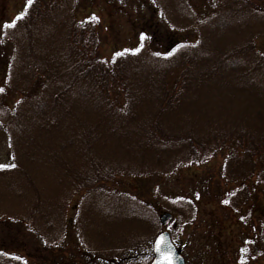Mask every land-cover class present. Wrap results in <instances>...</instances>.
<instances>
[{
	"label": "trees",
	"instance_id": "1",
	"mask_svg": "<svg viewBox=\"0 0 264 264\" xmlns=\"http://www.w3.org/2000/svg\"><path fill=\"white\" fill-rule=\"evenodd\" d=\"M202 1L184 26L194 32L190 42H184L178 29L161 28L159 21L171 20L156 0H147L148 16H139L145 22L140 27L143 40L107 61L98 51L102 43L97 40V24L78 15L89 10V0L81 9L77 0H31L14 21L0 24V78L5 82L0 99L3 92L9 96L0 103V119L7 121L0 122V128L12 152L6 157L12 165L0 168V177L15 175L0 184V224L19 243L14 248L18 253L27 246L22 229H32L34 223L40 226L39 203L34 201L48 191L44 185L51 176L64 186L62 199L82 191L108 198L110 194L90 191L99 181L116 176L166 177L221 155L224 160L216 173L226 185L236 186L216 201L233 212L247 207L252 179L264 183V47L258 45L264 37V0H220L213 10L205 5L208 0ZM182 2L188 7L189 0ZM224 12L229 20L239 16L256 23H239L231 37L236 41L225 44L221 52L209 50L201 42V21L221 18L222 28L228 23ZM76 117L79 120H73ZM96 117L110 119L113 134L115 124L122 123L119 131L129 141L126 163L100 152L94 121L78 130L82 119ZM111 138L116 147L118 141ZM34 162L48 169L38 186L26 174ZM101 166L106 167L104 173ZM24 173L31 185L21 183ZM54 197L59 200V193ZM181 197L178 204L188 212L189 198L183 189ZM138 204L130 202L142 206ZM158 204L155 210L149 205L152 211H140L143 230L158 231L157 212L162 209L177 213L172 204ZM15 211L11 216L17 217L7 216ZM14 220L23 224L17 226L21 232L11 230ZM38 231L43 251H49L56 238L40 227ZM93 255L117 264L109 256ZM138 259L147 264L150 253L140 250ZM0 264L26 263L23 257L0 252Z\"/></svg>",
	"mask_w": 264,
	"mask_h": 264
},
{
	"label": "rangeland",
	"instance_id": "2",
	"mask_svg": "<svg viewBox=\"0 0 264 264\" xmlns=\"http://www.w3.org/2000/svg\"><path fill=\"white\" fill-rule=\"evenodd\" d=\"M77 1H81L80 9L86 5V0ZM156 1L161 13L167 15L171 20L169 23L174 26L172 29L169 23L162 20V22L159 21L161 28L165 31L178 29L180 38L183 37L184 42H190L188 38H192L194 32L189 28L184 29V26L190 23L188 20H190L192 9L198 13L199 8L204 4L203 1L189 0L188 7L183 4V0ZM28 2L29 0H0V24L14 21L21 15ZM219 2L220 0H208L205 5L213 10ZM89 3V10L84 9V12L78 15L80 19L89 17L90 23L97 24L100 32L97 40L102 43L98 48L101 59L107 61L114 54L136 48L143 40L140 27L145 22L139 16L141 13L145 15L144 17L148 16L145 10L148 5L147 0H89ZM222 15L228 21L223 23L222 28L219 26L221 18L210 17L201 21L199 27L201 42L209 50L221 52L225 44L236 41L237 39L231 37L237 34L239 23H256L252 21L253 18L245 17L244 19L236 16L229 20L227 12ZM259 40L258 45L264 47V37ZM173 67L170 69L175 71ZM4 85L5 82L3 83L0 78V95L1 87ZM2 94L4 98L0 99V103L9 100L6 92ZM14 104L16 102H10L11 106ZM4 120L2 118L0 122L6 124L7 121ZM73 120H79V117ZM93 121L95 124L93 136L94 140L99 142L97 144L101 145L100 152L111 156L113 160L117 159L126 163L127 157L124 153L129 141L119 131L122 123L115 124L116 132L113 134L110 119L103 120L97 117L94 120L82 119V126L78 130L91 127ZM111 136L118 141L116 147ZM7 143L8 137L1 134L0 128V166H3L0 168L12 165V162L6 159L8 155L12 156L11 148L7 146ZM31 157L33 156H30L27 161ZM223 160L224 157L219 155L200 167L185 169L166 177L155 175L131 179L116 176L108 181H99L90 191V193L110 194L108 198L100 193L83 195L82 191L62 199V195L66 194L64 186L58 185L51 176L44 185L48 191L34 202L36 205L39 203V213H37L39 227L43 232H47L45 233L48 234L47 236L52 233V236L56 238L55 242H52L53 247L49 251H43V236L34 223L32 229H22L28 237L25 239L27 246L24 251L18 253L14 248L19 243L14 240L12 232L0 224V244L2 243L0 252L8 254L9 257H23L26 264H107L111 262L107 258L108 261H101L93 255L94 253L109 256L113 259L112 263L144 264L138 259L140 250H147L150 253L154 236L161 230H167L185 258L186 264H264V183H257L255 178L252 179L251 200L247 207L234 212L225 209L217 203L216 199L222 201L236 184L226 185L221 181L222 179H219L216 172ZM17 166L19 167L18 163ZM105 168L101 166V173H104ZM193 172L195 174H192ZM26 174L36 185H41L42 180L48 176V169L41 162H34L31 167H26ZM26 174L20 175L23 185L30 184ZM70 175L73 179L72 172ZM212 175L214 178L210 179L209 176ZM14 177V174L0 177V184L14 180ZM209 182L213 184L211 186H214L217 192L213 193ZM21 183L18 187L22 186ZM182 189L189 198L188 212L178 204L183 200ZM56 193H59V200L54 197ZM128 200L140 203L142 206L130 205ZM164 201L166 204H172L177 213L165 212L162 209L161 213L157 212V223L160 227L158 231L156 228L151 232L143 230L139 219L140 211L142 209L152 211L149 205L153 203L151 206L155 210V204H165ZM35 210L37 212V208ZM13 213L18 211L7 216L17 217L11 216L16 215ZM162 213H169L172 217L164 228L159 224V216ZM21 224L18 220H14L11 230L21 232L17 227H21Z\"/></svg>",
	"mask_w": 264,
	"mask_h": 264
},
{
	"label": "water",
	"instance_id": "3",
	"mask_svg": "<svg viewBox=\"0 0 264 264\" xmlns=\"http://www.w3.org/2000/svg\"><path fill=\"white\" fill-rule=\"evenodd\" d=\"M171 215L164 213L159 217V223L166 227L171 221ZM168 255L171 258V264H186L183 256L173 244L168 231L159 232L151 243V261L149 264H163L162 257Z\"/></svg>",
	"mask_w": 264,
	"mask_h": 264
},
{
	"label": "snow or ice",
	"instance_id": "4",
	"mask_svg": "<svg viewBox=\"0 0 264 264\" xmlns=\"http://www.w3.org/2000/svg\"><path fill=\"white\" fill-rule=\"evenodd\" d=\"M29 3H31V0H29ZM11 26H13V25H7V27H11ZM142 39H143V37H142ZM0 167H3V166H0ZM162 261H163V264H171V258L168 255H164L162 257Z\"/></svg>",
	"mask_w": 264,
	"mask_h": 264
}]
</instances>
